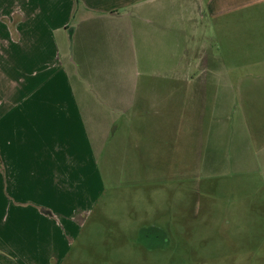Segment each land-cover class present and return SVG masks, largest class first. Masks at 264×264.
<instances>
[{"label":"rangeland","instance_id":"374dc122","mask_svg":"<svg viewBox=\"0 0 264 264\" xmlns=\"http://www.w3.org/2000/svg\"><path fill=\"white\" fill-rule=\"evenodd\" d=\"M135 2L76 42L56 31L89 76L102 172L96 211L66 223L77 244L56 264H264V0H224L219 16L206 0ZM221 76L219 119V87L192 98L207 87L187 79Z\"/></svg>","mask_w":264,"mask_h":264},{"label":"crops","instance_id":"0c3cea01","mask_svg":"<svg viewBox=\"0 0 264 264\" xmlns=\"http://www.w3.org/2000/svg\"><path fill=\"white\" fill-rule=\"evenodd\" d=\"M135 3L0 0V264L68 259L77 240L66 223L96 211L102 172L85 118L94 98L79 91L89 76L77 58L75 67L68 59L56 31L71 28L76 42L83 26L98 22L88 28H99L124 16L122 11L135 13ZM205 6L211 16L224 14V0H206ZM72 22L82 26L76 30ZM211 78L199 84L193 77L187 80L207 87L190 89L192 98L205 97L210 85L219 87L213 95L220 119L222 76ZM84 227L85 221L73 233Z\"/></svg>","mask_w":264,"mask_h":264}]
</instances>
